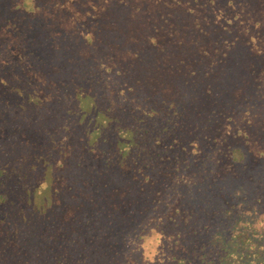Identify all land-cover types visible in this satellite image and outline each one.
<instances>
[{"label":"trees","instance_id":"obj_1","mask_svg":"<svg viewBox=\"0 0 264 264\" xmlns=\"http://www.w3.org/2000/svg\"><path fill=\"white\" fill-rule=\"evenodd\" d=\"M216 60L264 97V0H0V264H264V111L194 88Z\"/></svg>","mask_w":264,"mask_h":264},{"label":"rangeland","instance_id":"obj_2","mask_svg":"<svg viewBox=\"0 0 264 264\" xmlns=\"http://www.w3.org/2000/svg\"><path fill=\"white\" fill-rule=\"evenodd\" d=\"M80 4L81 2L77 1L74 5L75 7H79ZM191 67L194 71L192 82L196 90H198L199 87H206L208 95H221L223 100L230 103V105L226 106L228 109L239 110L241 107L238 108V106L244 105L246 102L251 105L254 104L256 107H259V110L264 111V97L262 99L258 98L260 91H256L255 87L247 85V79L229 74L226 70L227 67L219 64L217 60L212 63L203 61ZM174 81L175 80H173L172 83L175 85L176 82ZM1 103V111H8V108L3 107L4 104L2 105ZM232 104H234V106ZM259 113H261V111Z\"/></svg>","mask_w":264,"mask_h":264}]
</instances>
